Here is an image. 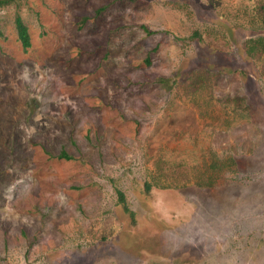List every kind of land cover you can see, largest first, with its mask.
Segmentation results:
<instances>
[{"label":"rangeland","instance_id":"374dc122","mask_svg":"<svg viewBox=\"0 0 264 264\" xmlns=\"http://www.w3.org/2000/svg\"><path fill=\"white\" fill-rule=\"evenodd\" d=\"M263 4L0 6V264H264Z\"/></svg>","mask_w":264,"mask_h":264},{"label":"trees","instance_id":"16d2710c","mask_svg":"<svg viewBox=\"0 0 264 264\" xmlns=\"http://www.w3.org/2000/svg\"><path fill=\"white\" fill-rule=\"evenodd\" d=\"M8 2V0H0V6L6 4ZM259 16L262 18L263 22H264V4L260 6L259 8ZM14 25H15V30L17 33V38L20 41L21 46L26 49L30 46V38H29V34L27 31V28L25 26V24L23 23V21L21 20V18L19 16H16L14 19ZM145 32H147L148 34L151 33H155L154 31H150L147 30L146 28H144ZM199 34L197 32H193V34L190 36L191 39L193 37H198ZM187 38H181V37H175V40L178 42H183L185 41ZM59 157H63L66 159H69L70 157L65 153V152H61L59 154ZM117 192V197H118V201L121 203L123 209L125 212H127L130 215L131 220L133 221V213L129 210L127 204H126V200L124 197V194L122 191L120 190H116Z\"/></svg>","mask_w":264,"mask_h":264}]
</instances>
